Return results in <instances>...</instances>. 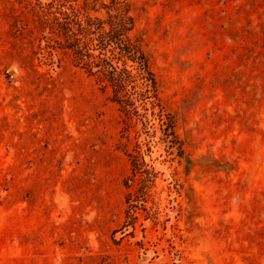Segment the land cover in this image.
<instances>
[{"label": "rangeland", "instance_id": "rangeland-1", "mask_svg": "<svg viewBox=\"0 0 264 264\" xmlns=\"http://www.w3.org/2000/svg\"><path fill=\"white\" fill-rule=\"evenodd\" d=\"M0 264H264V0H0Z\"/></svg>", "mask_w": 264, "mask_h": 264}, {"label": "trees", "instance_id": "trees-1", "mask_svg": "<svg viewBox=\"0 0 264 264\" xmlns=\"http://www.w3.org/2000/svg\"><path fill=\"white\" fill-rule=\"evenodd\" d=\"M124 22L121 21L120 24H118V26H123ZM119 34H117V36H113L111 34H108L107 37L109 38H114L115 39V45L116 48L118 49L119 53L118 56L116 57V55L114 54L113 59L117 58L119 60V58H122L124 56V51L127 50V52L131 53L133 56H135V60L138 63V69L140 71V75L143 76V78H146V75H150V72L148 71V65L146 60L144 59V57L142 56V54L140 53V51L138 50V48L136 46H131L129 43L126 44V42L124 40H122L121 38H119L118 36ZM103 37V36H101ZM109 67V69H111L110 72L106 73H100L101 74V81L103 80H108L110 82L111 87L114 89L115 95L118 98H121V92L123 91V85H122V80L124 79V69L121 70L120 72L116 71V68L113 67L111 65V62H107L106 63ZM152 81V79H151ZM153 82V81H152Z\"/></svg>", "mask_w": 264, "mask_h": 264}]
</instances>
